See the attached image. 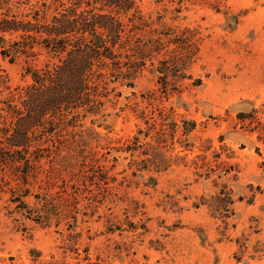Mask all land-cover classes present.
Returning a JSON list of instances; mask_svg holds the SVG:
<instances>
[{
	"label": "rangeland",
	"instance_id": "rangeland-1",
	"mask_svg": "<svg viewBox=\"0 0 264 264\" xmlns=\"http://www.w3.org/2000/svg\"><path fill=\"white\" fill-rule=\"evenodd\" d=\"M45 1L10 0L19 6L10 15ZM137 3L147 21L127 32L168 46L134 87L110 82L101 113L79 115L87 147L74 139L52 153L57 186L48 191L61 205L60 221L9 215V194H2L0 264H264V0ZM54 14L51 8L47 17ZM19 39L8 33L0 46V74L10 86L1 97L34 82L30 67L58 61L4 57ZM179 45L192 59L163 75L161 61ZM161 129L167 133L157 143ZM136 137L140 148L130 150ZM147 143L166 159L144 163ZM43 163L26 198L34 208L42 206L35 194L47 191L50 163ZM64 180L75 199L60 188ZM66 197L74 201L68 207Z\"/></svg>",
	"mask_w": 264,
	"mask_h": 264
},
{
	"label": "trees",
	"instance_id": "trees-1",
	"mask_svg": "<svg viewBox=\"0 0 264 264\" xmlns=\"http://www.w3.org/2000/svg\"><path fill=\"white\" fill-rule=\"evenodd\" d=\"M68 2L69 5L62 0L45 1L20 17L19 13L10 15L19 6L10 4V0H0V10L3 11L0 46L6 45L8 33L18 34L20 38L8 46L3 45L2 55L10 56L12 60L23 54L28 57L47 54L58 59L53 63L49 61L43 68L30 67L28 73L34 79L31 85L17 87L16 93L0 96V200L2 194H9L5 206L9 215L27 216L45 223L63 218L56 212L61 205L48 191L57 186L51 175L56 161L52 153L61 154L65 145L69 150L74 143L71 144L70 140L74 139L82 148L87 147V141L83 140L87 132L76 129L83 124L79 115L86 118L101 113L108 84L122 82L134 87L137 73L146 67L148 61L153 63L157 58L155 54L168 46L162 38L142 42L127 32L128 25H131L132 32L133 28L147 21L137 0ZM51 8L56 14L49 18L47 12ZM180 48L181 45L174 50L173 57L161 61L159 71L163 75H169L181 62L192 59L188 50L186 53ZM172 65L175 68L170 69ZM9 88L7 76L0 74V95ZM193 129L186 127L185 133ZM166 133V129L157 131V143L164 141ZM146 136H152L151 131ZM139 143L140 139L136 137L130 150H138ZM146 145L148 151L144 154L148 157L144 163L156 165L155 160L166 159L151 143ZM44 159L50 163L47 191L35 194L42 206L34 208L29 206L26 198L32 195L31 188L37 184L32 179L39 180ZM170 166L168 161L163 169ZM93 169L94 166L87 171ZM87 171L83 177H89ZM63 182L59 186L66 191L69 184ZM70 186L76 190L80 188L74 184ZM66 194L75 199L74 192L66 191ZM64 200L66 207L74 203L69 197ZM225 208L228 209V201Z\"/></svg>",
	"mask_w": 264,
	"mask_h": 264
}]
</instances>
